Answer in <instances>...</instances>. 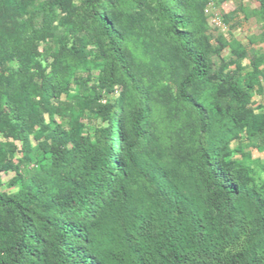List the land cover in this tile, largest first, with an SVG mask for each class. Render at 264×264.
Instances as JSON below:
<instances>
[{"label": "trees", "instance_id": "1", "mask_svg": "<svg viewBox=\"0 0 264 264\" xmlns=\"http://www.w3.org/2000/svg\"><path fill=\"white\" fill-rule=\"evenodd\" d=\"M54 1L64 13L58 27L44 12L0 27V69L18 64L0 74V176L14 171L23 185L0 193V264H264V182L254 185L231 151L243 134L264 136V113L246 111L253 82L213 73L186 4L154 0L158 28L188 66L176 110L192 129L185 145L170 146L151 131L152 97L172 100L169 90L157 80L137 86L128 33L102 11L105 0ZM8 3L22 15L35 9L34 0ZM50 42L59 49L46 81L38 48ZM81 61L78 93L63 101L62 68ZM129 80L139 102L123 92L103 103ZM196 90L214 91L210 105ZM86 118L101 121L92 134ZM10 140L21 142L24 165L38 160L26 175Z\"/></svg>", "mask_w": 264, "mask_h": 264}, {"label": "rangeland", "instance_id": "2", "mask_svg": "<svg viewBox=\"0 0 264 264\" xmlns=\"http://www.w3.org/2000/svg\"><path fill=\"white\" fill-rule=\"evenodd\" d=\"M35 9L22 15L12 9L8 0H0V27L12 28L19 21L34 19L39 12L47 16H56L53 25L58 27L64 13L54 0H34ZM186 4L187 15L193 20L194 28L190 33L198 45L205 51L210 60L213 73L223 70L225 74L233 76L242 87L251 80L254 84L251 90V100L247 112L264 113V23L261 18L259 0H208L205 5L197 3L202 0H182ZM196 1V2H195ZM175 3V0H167ZM80 5V2L76 3ZM134 5L135 7H132ZM105 12L123 32L128 33L124 55L131 65V72L140 89L145 90L153 81L168 88L172 100L155 94L152 97V111L154 131L165 143L185 145L191 133L192 125L185 114L176 109L180 105L178 86L188 74V66L178 56L176 46L168 40L157 26L156 3L154 0H105L102 6ZM67 35V33H66ZM56 43H42L38 51L42 66L46 70V81L53 77L51 63L53 55L58 52ZM91 48V46H89ZM84 62L78 64V69L62 68L59 78L62 89L61 100L78 93L75 82V72L83 70ZM18 64L9 63L2 72L17 69ZM91 87L96 84L97 71L92 72ZM133 102L140 101V96L134 90L129 80L127 89L116 87L115 92L105 95L103 103L115 102L122 93ZM213 90H196L199 101L210 105ZM171 109H173L171 111ZM220 118L219 113L215 114ZM58 124L61 120L58 119ZM86 134H92L101 125L100 120H84ZM44 135L37 131L32 135L34 146L43 140ZM2 140V137L0 136ZM3 141H5L3 139ZM15 147L13 162L19 168L21 175L29 173L36 165L23 164L21 142L10 140ZM232 158L241 162L249 173L254 185L260 186L264 182V136L251 137L243 134L231 145ZM22 179L14 171L3 172L0 176V193L17 194L22 188Z\"/></svg>", "mask_w": 264, "mask_h": 264}]
</instances>
